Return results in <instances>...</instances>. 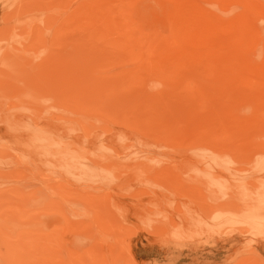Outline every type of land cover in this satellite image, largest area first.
Returning a JSON list of instances; mask_svg holds the SVG:
<instances>
[{
	"label": "rangeland",
	"instance_id": "rangeland-1",
	"mask_svg": "<svg viewBox=\"0 0 264 264\" xmlns=\"http://www.w3.org/2000/svg\"><path fill=\"white\" fill-rule=\"evenodd\" d=\"M0 264H264V0H0Z\"/></svg>",
	"mask_w": 264,
	"mask_h": 264
}]
</instances>
